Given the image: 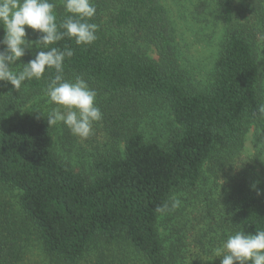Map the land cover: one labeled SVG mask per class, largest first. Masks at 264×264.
I'll return each instance as SVG.
<instances>
[{"label":"trees","instance_id":"1","mask_svg":"<svg viewBox=\"0 0 264 264\" xmlns=\"http://www.w3.org/2000/svg\"><path fill=\"white\" fill-rule=\"evenodd\" d=\"M92 2L97 39L52 46L74 50L64 78L97 92V134L49 126L54 69L18 91L0 82V190L15 199L0 197V264H31V235L47 264H221L229 234L264 230V0ZM187 14L221 31L205 78L187 66ZM174 195L167 238L156 209Z\"/></svg>","mask_w":264,"mask_h":264},{"label":"clouds","instance_id":"2","mask_svg":"<svg viewBox=\"0 0 264 264\" xmlns=\"http://www.w3.org/2000/svg\"><path fill=\"white\" fill-rule=\"evenodd\" d=\"M63 5L68 15L58 24L55 4L50 0H0V28L4 30L0 39V82L6 81L18 91L26 81L40 79L46 68L54 69L56 74L45 90L48 102L55 105L47 116L48 124L60 122L74 136L86 139L93 124L103 116L96 103L97 92L82 76L64 78L65 58H71L74 50L52 45L65 38L74 40L77 46L92 44L97 39L98 25L90 21L97 10L92 0H63ZM26 28L39 34L35 41L26 39ZM33 46L39 49L35 57L23 64L21 71H12L10 66ZM170 201L172 210L179 208L181 200L177 196ZM156 210L168 211L169 205ZM214 253L222 257L221 264H264V230L254 235L244 231L229 234Z\"/></svg>","mask_w":264,"mask_h":264},{"label":"rangeland","instance_id":"3","mask_svg":"<svg viewBox=\"0 0 264 264\" xmlns=\"http://www.w3.org/2000/svg\"><path fill=\"white\" fill-rule=\"evenodd\" d=\"M168 5L171 4L169 3ZM172 10L173 12L177 13V8L175 6H172ZM187 17L188 19L180 20L179 22H177L180 28L182 26L181 28L182 39L185 41L186 44H188L187 52H186V57L188 58L187 66H189L193 70V73H196L198 75L197 77L205 78V76H207L208 73H210L214 65V62L217 58V54L219 50V36L221 31L219 27L215 26L212 22L208 24L207 23L208 21H204L203 18H196V17L191 18V16L188 14ZM92 130L94 133L97 134L95 124H93ZM99 138H100L99 136H95V139L98 140ZM77 139L81 141L83 140L82 138L79 137H77ZM86 139H84L83 141H86ZM105 139L106 138L104 137V140ZM252 140H253V130L250 129L248 135L246 136L245 146L247 148H250L252 146L251 144ZM79 143L80 142H78V144ZM0 197L4 202H6L9 205L13 204L15 200L12 193L8 191L0 190ZM169 211L170 213L163 216L162 227L160 228L162 235L167 236V238H169V234H170L169 228L172 223L171 215L174 213L171 208L169 209ZM29 237L32 246L30 247L31 251L28 253L29 258H27V260L30 259L31 264H47L46 259L40 253V250L38 248V243L35 240V237L32 235Z\"/></svg>","mask_w":264,"mask_h":264}]
</instances>
